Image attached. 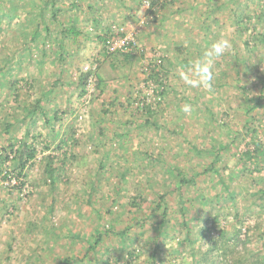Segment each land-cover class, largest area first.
Returning a JSON list of instances; mask_svg holds the SVG:
<instances>
[{
	"label": "rangeland",
	"instance_id": "obj_1",
	"mask_svg": "<svg viewBox=\"0 0 264 264\" xmlns=\"http://www.w3.org/2000/svg\"><path fill=\"white\" fill-rule=\"evenodd\" d=\"M147 1L150 9L145 0H65L56 22L46 8L50 29L65 31L75 20L81 30L64 37L61 47L51 45L52 55L46 59L41 53L35 56L36 50H26L18 23L9 24L7 33L0 32V89L8 93L0 97V118H5L0 122V264H60L67 255L75 264L108 259L115 264L124 252L122 232L127 228V243L134 242L135 254H141L139 262L133 257V264L164 250L172 264H193L188 247L181 243L187 238L182 207L195 230L204 225L213 207L228 234L240 226L234 216L237 208L245 214L259 209L264 216L263 197L257 201L260 205L254 201V180L264 175V164L256 158L240 160L247 148L253 149L256 133L248 127L256 128L264 143V99H256L264 89V43L254 40L257 31H264V23L256 24L254 17L246 22L249 29L243 34L235 24V16L248 9L251 15L259 13L264 0ZM74 2L78 6L70 7ZM93 11L107 15L101 29L95 30ZM120 25L139 32L132 59L106 50L105 35ZM221 38L232 47L212 63L209 90L197 84L194 65ZM158 56L163 58L159 65ZM78 64L81 70L97 67L102 81L93 94L81 95ZM155 72L166 83L164 95L158 92ZM17 79L19 91L11 84ZM41 96L45 100L36 107ZM144 100L152 104V112L141 111ZM34 107L33 115H27ZM7 122L12 124L8 131ZM74 130L80 144L73 151L79 157L85 154L86 163L69 162L51 187L44 173L45 158L61 156L64 148H58L59 140ZM23 141L35 145L37 154L20 174L12 158ZM199 147L221 153L214 169H221L237 197L224 200L225 192L219 201L214 197L221 186L209 169L213 157L199 152ZM180 174L193 178L195 185L185 187L189 194L184 201L175 193L166 196L170 207L167 232L163 231L166 239L156 248L160 195L174 187ZM135 196L140 210L130 203ZM203 197L212 200L200 213L198 200ZM251 215L246 224L254 229L261 218ZM263 228L264 223L247 243L250 253L264 256L258 237ZM98 231L102 240L95 248L88 247L82 239L89 237L94 244ZM217 234L213 229L209 236ZM202 239L206 250L210 237ZM243 247L238 245V250ZM118 264H124V257Z\"/></svg>",
	"mask_w": 264,
	"mask_h": 264
},
{
	"label": "trees",
	"instance_id": "obj_2",
	"mask_svg": "<svg viewBox=\"0 0 264 264\" xmlns=\"http://www.w3.org/2000/svg\"><path fill=\"white\" fill-rule=\"evenodd\" d=\"M32 1H34V6L30 5L31 0H0V32L7 33V30H9L8 28L9 24L18 23V25L20 26V31L22 33L21 35L22 39L20 40V42L24 44L26 50L29 53L36 50L37 53L35 56H37L38 53H41L43 58L46 59L49 55H52L51 45L56 44L61 47L65 42L64 37L68 38L73 35L76 36L77 34L81 32V30L79 31V26H77V24L75 25V20L72 22V24H70L71 26L65 27V31L61 30L59 31V33L55 32V29H50L48 27L47 22L45 20V15L47 13L46 8H48L52 12L51 18L54 22H56L58 21L57 15L58 13H60L59 11L63 12L61 5L63 4L65 0H32ZM170 1H173V0H170ZM257 2L260 3L261 0H257ZM77 6L78 5L76 2L70 3V7L72 8L77 7ZM74 11L76 10L74 9ZM246 11L247 13L244 12L240 16H235V24L237 26L238 32L241 34H243L246 30L249 29L248 26H246V22L252 21L254 17L256 18V24L261 25L264 23L263 22L264 21V8H262V10H260L259 13L254 14V15H251L249 13L250 11L249 9ZM94 13L95 11H93V15ZM244 15L246 16L245 17L246 19L244 18ZM72 18L74 17H72L71 15V19ZM44 26L47 29L46 35L42 34V30L44 29L43 28ZM256 29H257V26H256ZM257 32L258 33H256L254 36V40L256 43L259 42L257 44L259 45L260 43H264V31L262 32L257 31ZM56 33L57 35H55ZM108 34L105 35V39L108 36ZM241 34H240V37H241ZM99 37H101V35ZM47 42L50 45H47L46 44ZM244 43L246 46H249L248 41L244 40ZM112 54H120L124 56V58L127 60L133 58L132 52H118V53H112ZM59 56H60V59H63V54L60 53ZM77 69L80 70L77 86L81 90V95H85L88 93L87 85H88L89 78L92 74L96 75L97 67L95 68L93 66L91 67L90 70L86 71L84 69L81 70V67H79V64H78ZM154 75H157L156 81H157V87L159 88L158 92L161 95H164L165 92L167 91V89H165L166 83L163 79L160 78L158 72H155ZM96 77H97L96 86H99L100 82L102 81V78L99 75H96ZM18 83H19L18 79L11 82V84L13 85L12 86L13 90L19 91L21 87L19 88L16 86ZM5 94H7L6 97H8V93L0 89V97L5 96ZM256 99L258 100V102L261 99H264V89L262 90V93L258 97H256ZM44 100H45L44 96L37 98L38 102H37L36 107L40 106L44 102ZM151 105L152 104L149 103L147 100H144L142 106H139V107L141 108V111L147 109V113H148V112H152ZM35 109H36L35 107L33 109H30L27 115L28 114L33 115V113L35 112ZM2 120L4 121L5 118H0V122ZM5 126L6 127L4 129L8 131V129H10L12 124L7 122L5 123ZM248 129L249 131H253L254 133H256V135L252 137L253 149L251 150V148H247V150L243 152L240 160L245 162L247 160L254 159V158L258 160L261 159L260 162H258V164L262 163L263 165L264 164V143L262 140H260L257 137L258 131L256 128H252L250 126L248 127ZM75 133H77L76 130H74L72 134L68 135L67 137L63 135L61 139L59 140L58 148L60 149L64 148L61 156L60 155L53 156L49 154L45 158L46 165H45L44 173L46 174V179L49 181V184L51 187H55V183H56L55 179L58 174L57 172H59L60 170H64L66 165L69 162L71 164L74 160H80V164L84 165L86 163L85 154H82L79 157L73 151V148L77 147L80 144V140L75 137ZM125 134L126 133L124 132V135ZM85 135L86 134H84V136ZM124 135L121 133L120 137L122 136L124 137ZM46 148H49V146L46 145ZM11 149H13L12 145H11ZM198 151L201 153H204L205 155H209L210 153L211 156L213 157L211 165H210L211 167H209V169L212 170L210 172H213L214 176L216 177V182H215L216 185L221 186L220 191L217 194H215L214 197L218 199L219 201L220 194L224 192L226 193L224 200L229 199V198L233 199L237 197L238 192H232V190L230 189L231 188L230 185L226 184L227 181H226L225 176L221 172V169L220 168L219 170L218 168L214 169L215 164L218 162V158L220 157L221 153L218 150H210L208 148H203V147H199ZM14 152L15 154H14V157L12 158V161H14L15 169L19 170V173L21 174L25 171L27 164L31 160L35 159L36 154H37V148L35 147V145L34 146L28 145L27 141H23L21 142V144L18 146V148ZM9 154L10 153L5 154L6 159H9L10 157ZM0 157H3V156H0ZM243 162H240V163L242 164ZM236 173H239V172H236ZM212 181H213V178H212ZM194 185H195V181L193 180V178H189L184 174H180V177L176 181V184L174 185V187L172 189L170 187L169 190H166L163 194L160 195V201L158 203V207L161 208L162 210V213H161L162 217L158 221L159 222L157 224L158 228L156 229V232L154 233V235H156V238L154 237L156 248H159L163 245L162 240L165 238L163 231L167 232L165 224L167 225L169 221L168 215H169L170 207H169L168 202L166 201V196L169 194L173 195L175 193L181 201H184L186 200L189 194L188 192L189 190L187 191L185 187H189L191 189L192 187H194ZM254 186H256L257 188L254 201L256 200V203L260 205V203L257 202L258 199L263 197L262 199L264 200V175L263 174L255 177ZM138 198L139 196L133 197L132 200H130V203L137 210H140L141 204L139 203ZM206 199L207 198L203 197V198H199L198 200L201 205L200 213L204 210H207V208L210 207V202L208 201L209 200L211 201L212 199L211 198L209 200H206ZM218 205L220 204L218 203ZM244 209H249V208H244ZM244 211L245 210L241 212L239 208H237L234 216L236 218V223H239L240 226L236 227L235 230H233V232L228 234V232H226L224 228H221V222H220L221 215L219 214L220 212H218L217 214H214L213 207L209 208V214L205 218L204 225L198 228L197 230H195L194 228L191 229L190 227L191 219L186 217L187 210H185L182 207V209L180 210V214H181L180 218H181V223H182V229L185 231L187 238L185 240H182L181 243L184 247H188L189 252L191 253L193 257V261H192L193 264H264V256H262L261 254L250 253L249 249L247 248V243L252 239L253 235H255L256 233L255 230L257 228L261 229V227L263 226L264 216L263 214H260L262 213V211L259 209L255 210L254 212H251L252 213L251 217L257 216L259 214L261 218L258 222H256L254 229H252V226L250 224L248 225L246 224V222L248 221L247 217L251 213L247 212L248 214H245ZM208 224H211V225L208 226ZM213 229L218 231V234L216 237L209 236L211 231H213ZM128 231L129 230L127 228L122 232L124 235V252L119 256L118 259L115 260V264H118V261H120L123 257H124V264H133V257H137V261L139 262L138 259L141 256V254L140 255L135 254L136 252H135L134 242L130 244L127 243L126 239L128 237ZM69 234L73 235L71 231H69ZM243 235H244V238H242ZM95 237H97V239H95L94 244L90 243L91 241L89 237H85V239H82V241H84L85 244L88 243V247L95 248V246H97V244H99V242L102 240L101 238L102 232L98 231L97 236ZM206 237H210V240H209L210 246L206 250H203L205 239H202V238H206ZM258 237L262 239L261 241L263 242L262 244L264 246V228L262 232L259 233ZM167 243L168 242L165 243V246L168 245ZM242 244L244 246L243 247L244 250L240 251L238 250V245H242ZM108 249H110V247L103 249L102 251L103 254H105ZM142 253H145V250L144 251L142 250ZM141 261L144 262L142 264H172L171 260L169 259V252L167 250H164L163 253L158 252V251L151 253L149 257ZM110 262L111 261L108 259V260H103L102 262H99L98 264H110ZM60 264H75V262L72 257L67 255L63 258V261Z\"/></svg>",
	"mask_w": 264,
	"mask_h": 264
},
{
	"label": "built area",
	"instance_id": "obj_3",
	"mask_svg": "<svg viewBox=\"0 0 264 264\" xmlns=\"http://www.w3.org/2000/svg\"><path fill=\"white\" fill-rule=\"evenodd\" d=\"M145 3L150 9L151 2L145 0ZM139 32L136 29H128L127 26L120 25L116 29H113L105 40V46L108 53H118V52H132L137 48ZM155 63L159 65L162 63L163 58L156 57ZM89 65L84 67V70H90ZM96 75L92 74L89 78L87 90L88 94H93L96 88Z\"/></svg>",
	"mask_w": 264,
	"mask_h": 264
},
{
	"label": "clouds",
	"instance_id": "obj_4",
	"mask_svg": "<svg viewBox=\"0 0 264 264\" xmlns=\"http://www.w3.org/2000/svg\"><path fill=\"white\" fill-rule=\"evenodd\" d=\"M232 47L231 42L226 38L216 40L211 47L205 52V59L195 62L194 75L199 79L197 84L207 89L212 88L213 74L212 63L216 58L222 57ZM186 113L189 112V107L185 106L183 109Z\"/></svg>",
	"mask_w": 264,
	"mask_h": 264
},
{
	"label": "crops",
	"instance_id": "obj_5",
	"mask_svg": "<svg viewBox=\"0 0 264 264\" xmlns=\"http://www.w3.org/2000/svg\"><path fill=\"white\" fill-rule=\"evenodd\" d=\"M104 17H107V15L106 14H103L102 11H100V12L95 11L94 15H92V20H94V21L96 20V23L98 24V25H96L95 30L97 29V27H98V29H101L102 28L101 26H102L103 18ZM108 25H109V23H107V25H104V26L106 28H108Z\"/></svg>",
	"mask_w": 264,
	"mask_h": 264
}]
</instances>
